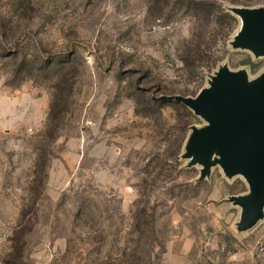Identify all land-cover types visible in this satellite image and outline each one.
Returning <instances> with one entry per match:
<instances>
[{
	"label": "rangeland",
	"instance_id": "374dc122",
	"mask_svg": "<svg viewBox=\"0 0 264 264\" xmlns=\"http://www.w3.org/2000/svg\"><path fill=\"white\" fill-rule=\"evenodd\" d=\"M264 0H0V264H264L249 192L186 147L224 66L250 81L232 8ZM235 16V20L228 14ZM216 157V156H214Z\"/></svg>",
	"mask_w": 264,
	"mask_h": 264
},
{
	"label": "water",
	"instance_id": "95a60500",
	"mask_svg": "<svg viewBox=\"0 0 264 264\" xmlns=\"http://www.w3.org/2000/svg\"><path fill=\"white\" fill-rule=\"evenodd\" d=\"M232 11L242 19L234 47L264 56V7L236 6ZM162 99H175L207 121L206 126L193 128L185 156L192 158L190 165H202L201 178L216 164L229 177L242 174L246 178L249 192L230 200L242 208L239 229L253 226L264 217V72L250 81L246 71L224 66L196 97Z\"/></svg>",
	"mask_w": 264,
	"mask_h": 264
},
{
	"label": "trees",
	"instance_id": "16d2710c",
	"mask_svg": "<svg viewBox=\"0 0 264 264\" xmlns=\"http://www.w3.org/2000/svg\"><path fill=\"white\" fill-rule=\"evenodd\" d=\"M240 6H244V7H256L254 3H242V4H239ZM228 14L230 15V17H232V19L235 20V16L234 15H231V13L228 12Z\"/></svg>",
	"mask_w": 264,
	"mask_h": 264
},
{
	"label": "built area",
	"instance_id": "2783aa9c",
	"mask_svg": "<svg viewBox=\"0 0 264 264\" xmlns=\"http://www.w3.org/2000/svg\"><path fill=\"white\" fill-rule=\"evenodd\" d=\"M3 241H4V234H3V232H2V230L0 228V248H1L2 244H3Z\"/></svg>",
	"mask_w": 264,
	"mask_h": 264
}]
</instances>
